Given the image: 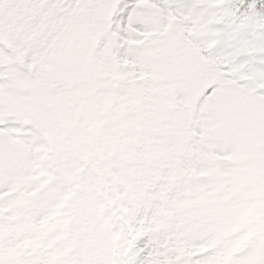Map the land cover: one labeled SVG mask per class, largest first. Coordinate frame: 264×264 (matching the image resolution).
<instances>
[{
	"label": "rangeland",
	"instance_id": "obj_1",
	"mask_svg": "<svg viewBox=\"0 0 264 264\" xmlns=\"http://www.w3.org/2000/svg\"><path fill=\"white\" fill-rule=\"evenodd\" d=\"M217 6L214 0H38L41 13L31 17L34 29L26 23L28 6L9 8L23 24L24 38L16 48L26 64L66 48L67 41L59 45L56 41L70 34L82 37L88 25L98 34L89 48L104 55L95 71L100 89L117 88L125 95L132 92L125 87L134 84L140 89L151 86L159 95L166 90L175 95L166 104V110L173 112L166 113L167 136L159 129L163 139L157 141L158 152L174 153L183 141L193 148L177 157L165 178H153L148 184L146 205L130 223L145 239H152L139 252L136 245L133 264H237L222 234L240 201L238 195L227 208L229 185L243 172L252 175L251 180L257 178L264 196V84L257 77L259 67L235 63L237 48L218 49L207 34L212 23L204 15ZM74 15L79 18L60 26ZM38 38L45 40L35 50H26ZM259 59L255 53L248 57ZM23 88L34 96L29 86ZM123 98L117 97V103L130 109L134 102ZM22 109L16 100L0 109V214L7 226L12 224L14 239L24 215L18 204L24 192L32 193L26 202L40 209L34 221L38 231L44 224L43 209L52 208L45 210L47 216L59 224L57 214L68 192L67 168L85 181L92 166L81 160V166L74 168L64 153L52 154L48 144L52 126H35L37 120H26ZM174 132L179 139L169 137ZM167 167L159 166L154 176ZM54 184L64 189L57 200ZM64 215L70 222L78 219L75 212Z\"/></svg>",
	"mask_w": 264,
	"mask_h": 264
},
{
	"label": "trees",
	"instance_id": "obj_2",
	"mask_svg": "<svg viewBox=\"0 0 264 264\" xmlns=\"http://www.w3.org/2000/svg\"><path fill=\"white\" fill-rule=\"evenodd\" d=\"M217 1L227 3V0ZM23 5L28 6L24 15L29 21L32 15L41 13L35 0H3L0 6V88L5 83L3 77L6 73L15 72L23 77L15 83L14 95L0 90V107L16 100L25 108L24 114L28 118L33 114L47 117L55 128L56 153L58 149L64 151L75 168L81 165V160L93 163L102 179L96 178L92 172L89 184L81 195L78 193L80 184L73 176L75 182L70 184L71 190L63 211L74 209L77 203L85 221L81 225L83 228L75 232L74 241L68 236L73 228L69 230V223L64 221L59 227L62 232L58 233H62L65 239L68 236V239L63 245L59 242L51 245V252L47 253L45 259V251L35 249V243L26 246L27 254L22 258H13L6 242L12 234L6 233L0 220V264H10V257L13 264H52L50 259L56 264H127L134 238L128 230L126 217L139 204L145 178L154 176L161 159L167 165L171 159L175 160L180 155V149L167 157V154L159 153L152 146L159 136L156 109L148 108L147 104L138 106L136 102L133 108L122 112L111 93L107 97H100L83 56L88 41L93 40L88 25L85 35L75 36L74 41L79 46L74 44L70 50L62 53V57L54 55L30 67L22 64L15 57L12 46L24 28L18 16L9 8ZM230 15L222 8L218 23L210 34H217L221 27H230ZM206 17L212 20L210 13ZM27 33L34 32L27 29ZM81 52L83 54L75 58ZM60 61H65L68 68L63 69L65 75L59 69L50 81L51 86L42 88L38 83H33L35 78ZM25 84L30 88L32 86L34 96H29L30 92L23 88ZM29 98L31 103H28ZM41 105L45 110H36ZM239 184L238 181L236 189H239ZM243 187L253 202L247 206V214L242 218L245 227L237 231L236 239L230 245L234 247L236 243H241L240 238L243 241L245 249H238L236 253L240 264H264V200L260 196L254 198L255 194H260L257 186L247 187L244 184ZM62 192L56 191V198ZM28 239L23 242L27 243ZM46 243L47 240L42 244Z\"/></svg>",
	"mask_w": 264,
	"mask_h": 264
},
{
	"label": "snow or ice",
	"instance_id": "obj_3",
	"mask_svg": "<svg viewBox=\"0 0 264 264\" xmlns=\"http://www.w3.org/2000/svg\"><path fill=\"white\" fill-rule=\"evenodd\" d=\"M220 7L231 15L228 18L230 27L218 29L217 48L236 49L242 42H248L251 52L239 51L235 63L259 67L257 77L259 83L264 84V0H227ZM252 53L260 57L258 62L248 60ZM22 78L19 73H6L3 77L5 83L0 90L14 95V85Z\"/></svg>",
	"mask_w": 264,
	"mask_h": 264
}]
</instances>
